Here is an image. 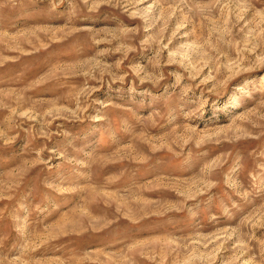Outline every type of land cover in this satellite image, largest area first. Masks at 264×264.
Segmentation results:
<instances>
[{"label": "rangeland", "instance_id": "1", "mask_svg": "<svg viewBox=\"0 0 264 264\" xmlns=\"http://www.w3.org/2000/svg\"><path fill=\"white\" fill-rule=\"evenodd\" d=\"M0 264H264V0H0Z\"/></svg>", "mask_w": 264, "mask_h": 264}]
</instances>
